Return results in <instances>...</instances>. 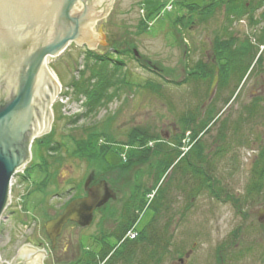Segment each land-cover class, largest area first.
Returning a JSON list of instances; mask_svg holds the SVG:
<instances>
[{
	"label": "rangeland",
	"instance_id": "obj_1",
	"mask_svg": "<svg viewBox=\"0 0 264 264\" xmlns=\"http://www.w3.org/2000/svg\"><path fill=\"white\" fill-rule=\"evenodd\" d=\"M113 2L111 9L118 12H113L111 22L117 23L107 25L106 29L109 28L112 32L105 33L116 34L108 45L98 43L95 50L107 48L102 53L122 61V80L120 85H116L120 86V90L94 111H86V94H75L71 82L90 76L94 58L88 59L84 52L86 48L74 43H70L59 55L46 58V64L62 89L52 107V138L64 145L61 146L55 162V155H52V159L45 154L46 160H49L48 171L45 173L39 168L42 163L39 147L36 142L32 143L30 160L12 178L10 202L0 220L1 261L11 262L28 236L33 242L42 241L41 249L44 243H49L43 224L73 194H81L82 185L91 172L94 173L95 181L107 182L115 197L94 211L89 225L80 226L74 221L64 225L59 239L61 244L55 251V257L59 264H72L83 252L98 249L97 241H100V237L104 241L112 242V237L107 235L118 225L124 201L131 195L145 197L147 189L153 185V173L158 167V155L154 153L159 142L156 137L170 140V136L181 134L179 116L191 107L201 109L202 104L206 105V102L211 101V97L206 100V93L211 91L213 94L217 89V81L211 89L216 75L209 86L205 78L198 77V74H202V69L197 68L211 66L214 59V37L220 35L234 46L243 39H247L252 45L256 44L255 34L258 31L255 28L258 25L248 23L246 17L226 21L224 4L211 7L212 11L208 15H191L189 5L196 8L209 4L212 0ZM262 9L259 8L254 13V20L263 16ZM109 13L106 20L110 19ZM103 21L101 19L96 22L95 32ZM116 48L132 50L133 53L126 51L125 54H116ZM263 48L264 45L259 47L261 60L258 65H254L253 61L250 67L253 72L244 80L235 100L223 104V98L229 94V88L233 87L234 81L231 79H226L227 87H219L216 95L221 98L215 102V106L218 111L222 109L220 112L223 113L219 116L222 119L227 116L230 120H237L242 114L240 107L250 105L256 98L259 99L258 104L263 106L260 113L253 115L251 121L241 122L238 136L244 139L242 143L234 141L224 156L209 158L213 173L237 196L244 192L257 146L264 138ZM216 59L224 62L220 54ZM236 71H240L239 66L234 69L237 75ZM114 87L110 86V89ZM135 127L154 138L149 136L145 139V135L130 138L129 134ZM215 128L216 126L203 134L201 139L208 153L214 152L219 144L222 145L215 138ZM89 134L93 136L88 137ZM187 136L188 132L185 133V138ZM73 138L79 141L81 150L87 148L88 151H95L100 147L109 149L105 151L104 158L100 153L91 159L81 158L70 153L77 148ZM88 139H91L90 142ZM186 139H182V150H185ZM149 149L152 151H149L148 158L144 161L140 162L137 157L131 156V152L136 156V152L145 153ZM51 152L54 154V150ZM127 152L128 156L125 157ZM182 164L173 163L168 168L159 181L161 188L168 187L177 180ZM151 194L146 197L150 199ZM169 195L170 198H175L173 207L177 206L178 210H182L186 201L184 194L181 191L175 192L171 185ZM260 209L261 205L258 203H247V217L243 219L234 212L230 202H222L210 194L201 193L193 199L185 215L174 217L171 224V250L163 264H217L216 246L237 225H241L244 232L239 236L243 244L236 247V251H241L242 254L231 264H264L260 253L264 248V229L255 231L251 226L257 224ZM151 214L149 209L142 211L134 230L128 234H135V229H140L150 219ZM34 227L37 231L33 233Z\"/></svg>",
	"mask_w": 264,
	"mask_h": 264
},
{
	"label": "trees",
	"instance_id": "obj_2",
	"mask_svg": "<svg viewBox=\"0 0 264 264\" xmlns=\"http://www.w3.org/2000/svg\"><path fill=\"white\" fill-rule=\"evenodd\" d=\"M220 4H224L226 21L231 18L239 20L246 17L248 23L258 25L255 28L258 31L255 34L256 44L252 45L247 39H243L242 42L235 43L236 46H234L232 42L227 41L228 39H222L220 35L214 37L212 44L214 59L210 63L211 66H202L201 68L198 66L197 68L202 69V74H198V77L205 78L209 82V86L213 76L217 75V89L213 94L206 93V100L211 97V101L206 102V105L202 104V107L200 106L201 109L191 107L179 116V122L182 125L181 134L170 136V140L168 138L162 139L161 137H156L159 142L156 145L154 153L158 155V167L154 170V175L152 174L153 185L146 191V195L152 192L151 198L149 199L146 195L145 197L131 195L127 198L124 201L118 225L107 235L112 237V242L104 241L100 237V241H97L99 244L98 249L83 252L77 261L72 264H163V261L171 250L170 247L173 238L171 224L174 217L178 215L177 218H180V216L185 215L193 199L201 193L210 194L211 197L219 199L222 202H230L234 208V212L243 219L247 217V203L260 204L264 212V138L257 146V153L249 169L248 182L244 186V192L241 196L235 195L224 182L220 181L219 177L213 173L210 163L211 159L209 160L210 157L213 159L224 156L234 141L238 144L242 143L244 139L238 136L241 122L251 121L253 115L260 113L263 109V106L258 104L259 99L256 98L250 105L240 107V113L242 114L239 115L237 120H230L227 116L225 119H222L219 116H221L223 111L220 112L222 109L218 111L215 102L221 99L216 97L219 91L218 88L223 86L225 88L228 85L226 79H231L234 83L232 85L233 87L229 88V94L223 98V104L226 105L235 100L244 80L253 72L250 69L253 61L254 65H258L261 60L262 53L258 54V52L259 47L264 45V12L263 16H260L257 20H254V13L259 8H263L262 10H264V0H212L211 3L203 6L194 8L189 5L188 7L191 9V15L197 13V16H202L203 14L208 15L212 11L211 7ZM115 51L116 54H125L124 52L126 51L132 52V50H118L117 48ZM84 52L88 59L91 57L94 58V63L90 68V76L73 80L71 86L75 94H86V111L92 112L112 95L119 92L120 86L117 87L116 85L121 84L122 77L120 76V69L123 63L120 59L112 58L105 53L90 51L88 49ZM218 54L223 58V63L217 61L216 56ZM110 64L111 67H108ZM237 66H239L240 71L238 73L236 71V75L234 69ZM215 68H218L217 71H215ZM195 78L197 77L195 76ZM110 86L116 87L110 89ZM214 126H216L215 138L222 145L219 144L214 152L208 153L201 139L203 134L209 132ZM52 132L53 129L51 128L47 134L33 141V143H37L41 153L42 163L39 164V168L45 171V173L48 171L49 161L46 160L45 154L50 155L51 158L52 155H55L53 161L55 162L61 146L64 145V143L62 144L59 141L53 140ZM186 132H188L187 139L185 138ZM144 135L145 139L149 136L150 138H154V136L149 135L146 131L141 132L136 127L129 134L130 138L143 137ZM91 136L93 135H88V137ZM182 139H186L187 141L185 150H182L184 148ZM73 140L77 148L70 153L81 158L91 159L95 154L97 155L99 153L104 158L105 151L109 149V147H104V149L100 147L95 151H88L87 148L81 150L79 141L77 142L74 138ZM90 140L88 139V142ZM52 150H54V154L51 152ZM149 151H152V149H149L145 153L136 152V156L131 152V156L137 157V160L141 162L148 158ZM127 156L128 152L125 157ZM180 162L183 163L180 166L182 168H179L177 180L171 185H173L175 192L181 191L184 194L186 201L182 210H178L177 206L173 207L175 205V198L169 197L171 185L161 188V184H159L160 179L168 168L173 163ZM111 167L114 168L115 166ZM147 209L152 213L150 219L140 229H135L136 233L131 237L130 231L135 228L140 213ZM251 226L255 231L263 230L264 214L262 220H258L257 224H251ZM242 228L241 225H237L236 228L232 229L228 237L216 246L215 259L217 264H231L239 257L238 255L242 254L241 251H236V247L239 244H243L239 239V236L244 233ZM128 232L130 233L128 234ZM174 249L178 251L176 247ZM260 253L264 260V248H262ZM232 255L234 256L232 257Z\"/></svg>",
	"mask_w": 264,
	"mask_h": 264
},
{
	"label": "water",
	"instance_id": "obj_3",
	"mask_svg": "<svg viewBox=\"0 0 264 264\" xmlns=\"http://www.w3.org/2000/svg\"><path fill=\"white\" fill-rule=\"evenodd\" d=\"M113 3L0 0V220L10 202L12 178L30 160L33 140L47 134L53 122L51 106L60 83L46 58L59 55L70 43L88 50H95L98 43L108 45L116 34L105 33L110 31L107 25L117 23L111 22L113 12H118L111 9ZM108 13L110 19L106 20ZM101 19L104 21L95 32V24ZM216 81L217 75L211 89ZM113 197L105 180L90 186L86 196L70 200L60 214L46 221L49 239L54 242L67 221L89 225L93 211ZM263 214L260 209L258 220ZM25 247L19 248L11 262L0 260V264H43V250Z\"/></svg>",
	"mask_w": 264,
	"mask_h": 264
},
{
	"label": "flooded vegetation",
	"instance_id": "obj_4",
	"mask_svg": "<svg viewBox=\"0 0 264 264\" xmlns=\"http://www.w3.org/2000/svg\"><path fill=\"white\" fill-rule=\"evenodd\" d=\"M33 166V165H32ZM87 183H83L82 185V192L81 194L79 195H74L67 201V202H63L60 206V210L56 213H53L52 215H50L48 217V219H51V218H54L55 216H57L58 214H60V212L64 209L65 205L73 198H78V197H84L86 196L87 194V189L94 185V184H97L98 182L95 181V176H94V173H89V175L87 176L86 178ZM85 180V181H86ZM110 188V187H109ZM77 189H80L78 186H77ZM111 189V188H110ZM112 190V189H111ZM113 192V190H112ZM60 193V192H59ZM114 194V193H113ZM115 197V196H114ZM25 199V198H24ZM113 199V198H111ZM47 219V220H48ZM46 220V221H47ZM68 222H72V221H67L64 225H66ZM74 223V222H73ZM64 225L60 231V233L55 237V240L54 242H52L49 237H48V234L46 233V230H45V225L43 224V230L45 232V235L48 237V240H49V243H44V246L43 248L41 249L40 247L42 246V241H39V240H35V242L32 241V239L30 237H27L24 242H23V246L25 248H36V249H41L44 251V256H43V264H59L58 262V258L55 257V251L57 250L59 244H61V240H59L61 238V235L63 233V228H64ZM36 227H34V229L32 230V232H36L37 229H35ZM39 229V228H38ZM30 241H32L33 243H30Z\"/></svg>",
	"mask_w": 264,
	"mask_h": 264
}]
</instances>
